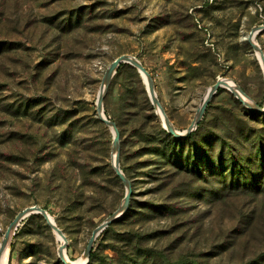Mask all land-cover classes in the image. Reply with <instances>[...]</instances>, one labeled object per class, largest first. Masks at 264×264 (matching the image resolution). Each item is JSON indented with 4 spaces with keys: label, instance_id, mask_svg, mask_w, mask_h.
I'll return each mask as SVG.
<instances>
[{
    "label": "rangeland",
    "instance_id": "374dc122",
    "mask_svg": "<svg viewBox=\"0 0 264 264\" xmlns=\"http://www.w3.org/2000/svg\"><path fill=\"white\" fill-rule=\"evenodd\" d=\"M261 24L264 0H0V243L31 205L65 236L25 218L7 264H66L63 242L67 257L83 262L92 231L119 211L127 187L112 165V128L96 109L115 58L144 65L161 108L184 131L218 78L264 108L260 60L247 40ZM254 41L264 53V31ZM144 80L122 67L106 86L104 115L118 130L131 195L86 264L263 259L264 113L222 88L193 135L176 142L159 134Z\"/></svg>",
    "mask_w": 264,
    "mask_h": 264
},
{
    "label": "water",
    "instance_id": "95a60500",
    "mask_svg": "<svg viewBox=\"0 0 264 264\" xmlns=\"http://www.w3.org/2000/svg\"><path fill=\"white\" fill-rule=\"evenodd\" d=\"M264 31V24L258 25L256 27H254L248 34L247 36V40L249 41L250 45L252 46V48L255 50H258V54H259V59L261 61L260 65H261V69L263 72V77H264V53L261 49V47L259 46V44L257 42L254 41V38L256 37V35L260 32ZM121 63H126V64H130L133 67H135L141 74L143 80L145 76V84L148 89L149 95L152 99V102L154 104V106L156 107V111L157 108L160 109L162 116H163V120L160 117L158 111V115L160 117L161 123L163 125V127L170 133L172 134L174 137H185L188 135L189 132L193 131L196 126L198 121L203 117L204 111L206 106L208 105L209 100L211 99L212 96H214L216 94V92L218 91L219 88H225L229 91H231L235 97L244 104L245 107L254 110L258 113H264V108H261L257 105H253L250 101H247L242 95H245V93L243 92V90L236 85L235 83L232 85L230 83V79L228 78H218L216 80V82L211 85V87L209 88L206 96L203 98L201 106L198 108L196 117L194 118V120L192 121V123L188 126L187 129H185L184 131H179L175 128V126L173 125V123L170 121V119L168 118V116L166 115V113L164 112V110L161 108L160 103L157 99V95L154 89V85L152 82V79L149 77L148 72L146 70V68L144 67V65L134 56L129 55V54H123L118 56L117 58L114 59V61L108 66L106 73L104 75L103 78V82H102V86L96 101V109H97V113L99 115V117L109 125V127H112V131H113V144L116 147V153L115 155H112V165L113 168L115 170V172L117 173V175L120 177V179L122 180V182L125 184V186L127 187V191L125 192L124 195V199L123 202L120 206V209L117 213L109 216L108 218H106L104 221H102L91 233V236L88 240L87 246L84 250L83 255L86 256V259L83 262L80 263H74L73 261L67 260V258L64 256V245L65 242H63L61 244V246L59 247L58 250V255L60 257V259L66 263V264H86L87 263V259L89 257V254L92 250L94 241L96 239V237L110 224L112 223L116 218L120 217L121 215H123V213L125 212L126 208L128 207L129 204V199H130V195H131V190H130V182L128 180V178L126 177V175L124 174V172L122 171V169L120 168V164H119V157H118V151H117V142H118V130L115 126V124L108 120L105 115H104V110H103V96L106 90V86L109 83L110 79L112 78V76L116 73L118 66ZM246 96V95H245ZM247 97V96H246ZM114 147V148H115ZM31 214H40L44 217V219L46 220V222L48 223V225L52 228L53 231H56L58 234H60L64 241H65V236L63 234V232L61 231V229L57 226L55 220L53 219V217L47 212L46 209L38 206V205H31L29 207H26L24 209H22L20 212H18L14 219L10 222V224L8 225L6 231L4 232L2 241L0 243V264L1 263V256L2 253L4 252L6 245L9 246L10 241L12 236L15 233V230L17 229V227L20 225V223L27 218L28 216H30Z\"/></svg>",
    "mask_w": 264,
    "mask_h": 264
},
{
    "label": "trees",
    "instance_id": "16d2710c",
    "mask_svg": "<svg viewBox=\"0 0 264 264\" xmlns=\"http://www.w3.org/2000/svg\"><path fill=\"white\" fill-rule=\"evenodd\" d=\"M122 67H133L132 65H130V64H126V63H121L119 66H118V68H117V72L122 68ZM218 91H222V88H219L218 89ZM159 134H163V135H165V136H168V137H170V138H172L173 139V141H176V142H181V141H183V140H187V139H189V137H191L192 135H193V133H191L190 135H187V136H185V137H174V136H171V135H169L168 134V132L166 131V129L164 130V129H160L159 130ZM221 162V161H220ZM232 162H234V166H235V163H236V161L235 160H232ZM184 164V163H183ZM45 209V208H44ZM127 212H128V210L124 213V215H127ZM27 218H43L44 219V217L42 216V215H40V214H31L30 216H28ZM45 220V219H44ZM45 222H46V220H45ZM47 223V222H46ZM48 224V223H47ZM94 257V253H92L91 255H90V260H92V258ZM90 260H89V262H90ZM139 261H140V263H139ZM136 263V262H135ZM137 264H144V261L141 259V260H138V263ZM151 264H156V263H151ZM160 264H192V262H189V261H184V260H176V261H171V260H169V261H163L162 263H160ZM241 264H264V258L263 259H258V260H254V261H251V262H243V263H241Z\"/></svg>",
    "mask_w": 264,
    "mask_h": 264
},
{
    "label": "bare ground",
    "instance_id": "6f19581e",
    "mask_svg": "<svg viewBox=\"0 0 264 264\" xmlns=\"http://www.w3.org/2000/svg\"><path fill=\"white\" fill-rule=\"evenodd\" d=\"M255 52L257 53V56H258V59H259V54H258V50H255ZM260 60V59H259ZM260 63H261V61H260ZM144 79H145V76H144ZM230 83L233 85L234 84V82L233 81H231L230 80ZM148 87V86H147ZM211 87V86H210ZM209 90V89H208ZM208 90H207V92H208ZM207 94V93H206ZM206 96V95H205ZM247 101H250L249 99H248V97H246L245 95H242ZM251 102V101H250ZM253 104V103H252ZM253 105H255V104H253ZM201 106V105H200ZM158 113L160 114V117L162 118V120H163V116H162V113H161V111H160V109L158 108ZM112 128V127H111ZM115 150H116V147H115ZM115 153H116V151L115 152H113V154L115 155ZM56 234H57V236L59 237V239H60V241H63L64 239H63V237L60 235V234H58L56 231H54ZM8 252H9V246L8 245H6V248H5V250H4V252L2 253V256H1V263L2 264H7V257H8ZM64 256L67 258V260H70L68 257H67V255H66V252H65V250H64ZM84 259H86V256H84V255H82V257H80V259L79 260H84ZM70 261H72V260H70ZM73 262H76V261H73ZM78 262V261H77Z\"/></svg>",
    "mask_w": 264,
    "mask_h": 264
}]
</instances>
